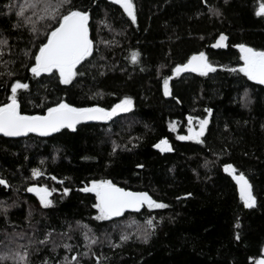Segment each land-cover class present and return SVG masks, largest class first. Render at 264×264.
I'll list each match as a JSON object with an SVG mask.
<instances>
[{"label": "trees", "instance_id": "16d2710c", "mask_svg": "<svg viewBox=\"0 0 264 264\" xmlns=\"http://www.w3.org/2000/svg\"><path fill=\"white\" fill-rule=\"evenodd\" d=\"M45 2L0 0V106L17 81L29 84L17 91L22 114H44L60 101L110 109L127 97L133 105L75 130L0 135V179L7 180L0 185V257H9L0 264H255L264 256V84L238 70V45L264 50L261 0H133L135 23L115 0H70L68 8L90 13L93 41L70 85L58 72H31L58 26ZM221 34L227 46L216 48ZM201 51L217 70L173 77L165 96L163 80ZM133 52L140 54L135 64ZM190 115L208 117L203 143L178 139ZM165 138L170 152L154 148ZM227 164L247 177L253 207L245 206ZM97 180L145 190L168 207L97 219L96 193L83 191ZM32 185L46 186L51 204L28 191ZM148 219L155 228L145 241ZM25 252V261L15 259Z\"/></svg>", "mask_w": 264, "mask_h": 264}, {"label": "snow or ice", "instance_id": "6c2138e0", "mask_svg": "<svg viewBox=\"0 0 264 264\" xmlns=\"http://www.w3.org/2000/svg\"><path fill=\"white\" fill-rule=\"evenodd\" d=\"M70 0H46L44 3V11L46 16L54 21L58 26H55L47 36V42L42 43L38 48V54L34 56V66L31 67V72L37 76L42 73L52 74L58 72L59 79L65 85H70L73 79L78 75L77 66L81 64L87 57L92 55L93 41L89 36V19L90 13L88 11H81L78 9H70L67 5ZM115 3L122 5L123 11L130 18L132 23L136 22V13L134 9L133 0H115ZM27 8L35 9L40 7L39 3L27 4ZM214 14L218 15V12ZM20 17H25V7H20L18 12ZM257 16H264V0L259 4V10L256 12ZM42 19L44 17H41ZM30 22V18H26ZM19 26V25H18ZM33 31H36L33 27ZM227 37L223 34L219 36L218 42L215 44L216 48L226 47ZM243 60V65L238 69L244 73L250 80L258 81L264 84V50H256L244 44L238 45ZM3 53L0 52V56ZM139 52H133L131 61L133 64L139 60ZM217 69L208 62L206 53L201 51L198 54H193L186 63L176 65L172 70V76L163 80V92L165 96L172 95L170 91V79L173 77H180L182 73L193 72L207 75L215 72ZM236 71V69H232ZM28 83L17 81L11 87L10 102L0 106V133L8 137H16L27 135L28 133H39L41 135H49L51 133L59 132L63 128L76 129V126L82 121H105L111 120L119 113H126L130 111L133 101L131 98L125 97L119 103L115 104L110 109H105L99 105L91 107H75L67 102H57L54 106L47 107L46 113L28 115L22 114L20 110V103L17 99V91L19 89H28ZM208 116L212 114V110H207ZM189 128V135H181L179 140H195L203 143L200 138L204 135L205 129L209 124L207 118L199 119V130H195L193 125V117L190 115L187 118ZM163 146V147H162ZM115 147L114 146V150ZM161 151H172L167 138L161 139L155 145ZM138 167H143L138 165ZM225 172H231L237 184L239 185L240 197L244 201L246 207L251 208L255 204V197L251 192V184L243 173L235 175L236 169L232 164H227L224 167ZM38 170H34V175H39ZM0 185H7V180L0 179ZM30 192L40 193V199L45 206L51 204L47 198L50 193L47 188L37 189L30 187ZM65 192L70 191L65 189ZM85 192H95L98 203L95 207L99 210L100 215L97 219H111L113 217L122 216L128 210H135L139 212L142 208L147 206L148 209H164L168 205L163 202L154 200L147 192H133L127 191L124 188L117 187L110 180L92 181V186L85 187ZM191 195L190 193L188 194ZM2 203V202H0ZM148 227L143 231L142 238L147 241L151 231L154 230L155 225L152 219L147 220ZM239 227V225H237ZM88 238L87 236L85 237ZM128 235H122L121 241L128 240ZM239 239V235L236 236ZM92 243L95 240L91 241ZM46 243V241H41ZM118 246V245H117ZM65 247H69L65 245ZM27 253H17L15 259L17 261H25ZM9 257H0V260L8 259ZM73 261L77 260V256L71 258ZM255 264H264V256L255 261Z\"/></svg>", "mask_w": 264, "mask_h": 264}, {"label": "water", "instance_id": "95a60500", "mask_svg": "<svg viewBox=\"0 0 264 264\" xmlns=\"http://www.w3.org/2000/svg\"><path fill=\"white\" fill-rule=\"evenodd\" d=\"M89 36H90V27H89ZM90 39H91V36H90ZM45 114V113H44ZM41 115H43V114H41ZM107 120H105V121H82L81 123H79L77 126H79L80 124H91V123H104V122H106ZM77 126H76V128H77ZM64 129V128H63ZM67 129H69V128H67ZM62 130V129H61ZM60 130V131H61ZM73 130V129H72ZM55 133H57V132H55ZM30 134H34V135H39V136H48V135H41V134H39V133H28L27 135H21V136H16V137H11V138H18V137H24V136H28V135H30ZM51 134H54V133H51ZM51 134H49V135H51ZM0 135H3V136H5L3 133H0ZM6 137H8V136H6ZM169 144H170V146H171V149H172V145H171V143L169 142ZM163 147V146H162ZM154 148L155 149H157V150H160V149H158V148H156L155 146H154ZM161 151V150H160ZM161 152H170V151H161ZM235 175H240L239 173H235ZM246 177V176H245ZM247 178V177H246ZM234 180H235V183H236V186H237V188H238V191H239V185L237 184V182H236V179H235V177H234ZM248 180V179H247ZM249 182V181H248ZM114 185H116L117 187H120V188H124L125 190H127V191H133V192H147V191H145V190H133V189H129V188H125V187H123V186H120V185H118V184H114ZM251 192H252V190H251ZM148 193V192H147ZM239 193H240V191H239ZM149 194V193H148ZM150 195V194H149ZM151 196V195H150ZM153 198V197H152ZM154 199V198H153ZM142 210V209H141ZM140 210V211H141ZM128 211H132V212H137V211H135V210H128ZM128 211H126V212H128ZM120 217V216H119ZM113 218H117V217H113Z\"/></svg>", "mask_w": 264, "mask_h": 264}, {"label": "rangeland", "instance_id": "374dc122", "mask_svg": "<svg viewBox=\"0 0 264 264\" xmlns=\"http://www.w3.org/2000/svg\"><path fill=\"white\" fill-rule=\"evenodd\" d=\"M219 40V39H218ZM218 40L216 41V43L218 42ZM215 43V44H216ZM214 44V45H215ZM243 65V64H242ZM241 65V66H242ZM170 91H171V89H170ZM207 119H208V117H206ZM199 120H195L194 118H193V127H194V129L195 130H199ZM188 128H189V124H188ZM188 128H187V133L186 134H184V135H189L190 133L188 132ZM201 139V138H200ZM97 181H100V180H97ZM92 186V182L89 184V185H87L86 187H91ZM31 187H33V188H37V189H44V188H47L46 186H39V185H32ZM48 189V188H47ZM48 191H49V193L51 194V192H50V190L48 189ZM33 194H35L39 199H40V193H38V192H35V191H33L32 192ZM95 193V192H94ZM49 200H50V195L47 197ZM40 201H41V199H40ZM42 202V201H41ZM43 203V202H42ZM44 204V203H43Z\"/></svg>", "mask_w": 264, "mask_h": 264}]
</instances>
